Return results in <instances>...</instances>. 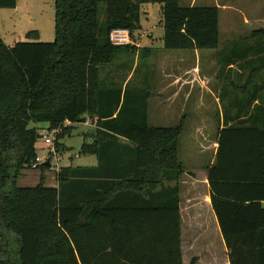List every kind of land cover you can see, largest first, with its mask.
I'll return each mask as SVG.
<instances>
[{
    "label": "trees",
    "instance_id": "trees-1",
    "mask_svg": "<svg viewBox=\"0 0 264 264\" xmlns=\"http://www.w3.org/2000/svg\"><path fill=\"white\" fill-rule=\"evenodd\" d=\"M17 3L0 0V9ZM150 3L162 5L166 50L218 49L219 8L181 7L180 0H55L54 42H39V32L30 31L27 42L8 47L0 36V264H183L184 125L150 126V93L100 77L101 68L135 49L113 46L111 31L127 29L133 38ZM252 37L264 39V29ZM85 115L97 128L79 155L96 156L97 165L61 168L58 188L45 187L43 178L34 188L19 187L22 171L38 158L39 129L30 124L53 131L83 123ZM224 166L231 190L255 192L231 195L232 223L219 213L229 262L264 264V130L223 129L209 173L213 190ZM212 203L218 212L214 195ZM234 235L241 241L232 242Z\"/></svg>",
    "mask_w": 264,
    "mask_h": 264
},
{
    "label": "rangeland",
    "instance_id": "rangeland-1",
    "mask_svg": "<svg viewBox=\"0 0 264 264\" xmlns=\"http://www.w3.org/2000/svg\"><path fill=\"white\" fill-rule=\"evenodd\" d=\"M191 4L219 8L218 49L166 50L163 43L162 5L145 4L141 9V29L133 33L135 49L130 53L124 51L113 65L101 68L100 74L101 79L111 82L110 84L123 87L128 84L131 91L151 94L148 103L150 126L175 128L180 121H184L185 127L181 135L182 154L185 147L196 139V129L203 125L201 118L204 112L211 110L210 117L218 122L220 111L218 105L210 101V109L194 112L195 114L187 110L181 118L175 116V75L188 78L193 76L194 67L200 68V77L206 81L209 90L222 93V97L244 95L243 101L248 104L247 107L245 105V113L251 111L250 102L245 96L264 92V39L252 37L254 30L264 28V0H180L181 7H190ZM223 6L227 8L223 9ZM256 9L259 16L254 12ZM253 13L259 18L253 19ZM104 21L105 16L102 15L100 27ZM30 31L39 32V42H54L55 0H18L16 9H0V36L5 43L14 46L19 42H27L26 34ZM152 43L154 50L144 51L145 48H151ZM138 45L142 49H138ZM230 61L235 64V69H227ZM195 84V90H198L199 83ZM186 86L182 89L183 94L187 91ZM242 110L244 111L243 107ZM257 111L252 110V113L256 114ZM38 125L40 127L43 124L31 123L30 127ZM96 128L93 117L85 115L83 123H66L63 128L55 129V134L46 129L53 142L47 145L39 138L36 145L39 167L22 171L18 186L34 188L40 184L42 178L45 185L53 186L57 184L56 176L61 168L95 165V157L82 160L79 159V153L84 142H91ZM43 130L45 129H40L39 132ZM63 133L65 137L58 138ZM49 162L50 166L47 165ZM43 164L48 169H40ZM188 254L184 255V264L191 262Z\"/></svg>",
    "mask_w": 264,
    "mask_h": 264
},
{
    "label": "crops",
    "instance_id": "crops-1",
    "mask_svg": "<svg viewBox=\"0 0 264 264\" xmlns=\"http://www.w3.org/2000/svg\"><path fill=\"white\" fill-rule=\"evenodd\" d=\"M192 4L190 7H193ZM224 8L227 7L223 6V9ZM254 12L257 14V9ZM255 13H253L252 18H259L257 17L259 15L257 14L256 16ZM259 13L261 14V11ZM245 19L248 20L247 18ZM5 44L8 47H13V45H9L8 43ZM153 45L152 43L151 48H145V50H154ZM137 48L142 49L139 45ZM198 69L200 68L194 67L192 69L194 70L192 72L193 76L188 78L178 74L175 75V116L178 115V118H181V116H184V114L188 112L187 110L191 111L192 114L205 110L212 105L210 101L218 105L220 115L218 122H215V120L210 117L211 110L204 112L203 118H201L203 125L196 129V139L191 141L192 144L189 143L188 146L185 147L183 154L181 152L180 139L179 155L185 167L184 173L178 182L183 264L184 255L187 253L190 254L187 255L191 258L190 264H230L229 250L222 231L219 213L222 214V218L224 222H226V225L227 222L232 223L231 220H227V218L230 217L229 207L231 203L235 204L234 202L237 201H235L231 195H235L236 198H247L253 197L255 192L231 190V183L223 179L227 171L225 166L216 173L214 179L215 188L213 190L209 181V173L211 169L216 168L218 165L219 136L223 129L230 127H256L264 130V92L247 94L245 96L250 102L249 106L251 108L250 112L245 113V105L247 107L248 104L243 101L244 95L238 96L235 94L233 96L224 95L222 97V93L209 90L206 81H203L200 77ZM227 69H235V64L230 61L227 65ZM187 72H189V70ZM196 82L199 83V86H197L198 90H195ZM184 85H187V91H184L183 94L182 89ZM179 98L180 102H178ZM256 109L258 110L257 113H252V110ZM183 122L184 121H180L178 126L183 124L185 127ZM33 128H38L39 130L47 129L48 125L43 124L40 127L38 125ZM92 141L93 139L91 142ZM89 157L96 158L95 165H81L76 167L87 168L96 166V156L79 155V159L82 160L89 159ZM45 187L58 188V182L53 186L46 184ZM213 195L216 198L218 212L214 209L212 203ZM261 207L264 208V202L261 203ZM239 237V235H234L231 241H241Z\"/></svg>",
    "mask_w": 264,
    "mask_h": 264
},
{
    "label": "built area",
    "instance_id": "built-area-1",
    "mask_svg": "<svg viewBox=\"0 0 264 264\" xmlns=\"http://www.w3.org/2000/svg\"><path fill=\"white\" fill-rule=\"evenodd\" d=\"M109 41L115 47H126V46L135 45L130 31L127 29H115V30L111 31V33L109 34ZM94 121H96V120H94ZM68 124L70 125L71 123L68 122ZM51 132L53 134H55L57 131L53 130ZM39 136L41 139L44 140V142L47 145L52 144L53 140L49 138L48 131L46 129L43 131H40ZM39 163H40V160H39V158H37V163L33 166V168H37ZM49 166H50V162H49Z\"/></svg>",
    "mask_w": 264,
    "mask_h": 264
},
{
    "label": "water",
    "instance_id": "water-1",
    "mask_svg": "<svg viewBox=\"0 0 264 264\" xmlns=\"http://www.w3.org/2000/svg\"><path fill=\"white\" fill-rule=\"evenodd\" d=\"M47 165H49V163Z\"/></svg>",
    "mask_w": 264,
    "mask_h": 264
}]
</instances>
